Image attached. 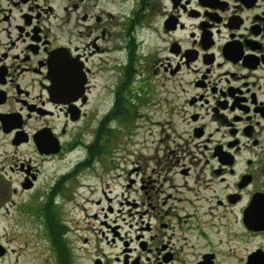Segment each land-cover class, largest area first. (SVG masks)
I'll use <instances>...</instances> for the list:
<instances>
[{"label": "flooded vegetation", "instance_id": "af4514ba", "mask_svg": "<svg viewBox=\"0 0 264 264\" xmlns=\"http://www.w3.org/2000/svg\"><path fill=\"white\" fill-rule=\"evenodd\" d=\"M120 3L119 25L98 0H0V220L23 236L0 264L30 222L42 264H264V0Z\"/></svg>", "mask_w": 264, "mask_h": 264}, {"label": "rangeland", "instance_id": "374dc122", "mask_svg": "<svg viewBox=\"0 0 264 264\" xmlns=\"http://www.w3.org/2000/svg\"><path fill=\"white\" fill-rule=\"evenodd\" d=\"M106 6L107 10H113L114 12V22L115 24L118 23L120 25V23H122L120 17H119V13L121 11V3L120 0H98V9H100V7ZM153 127V123L150 121H141L140 119L137 120L136 124L134 125V128L132 130V132L130 133V141L132 142H136V143H141L144 140H146V146L149 144V142L151 141V138H149V134L152 131V129H149ZM125 131V130H124ZM131 147L128 148L129 152L133 149H137L139 148L141 145L136 144V145H130ZM114 163L112 164V171H110V174L108 175V180L110 183V189L112 190L111 195H119V193L122 191L121 190V185L125 184V174L123 176L120 177L119 174H122V169L124 170L127 169V167L129 169H132L133 165L132 163L136 161V156H133L134 154H126V151H121V146H117L116 143L114 145ZM119 149V150H118ZM149 152H147L148 154ZM148 159V155L146 156ZM126 165H128L126 167ZM118 167V169H117ZM111 176H113V180H111ZM80 184H82V188H78L77 191V198L75 199V207L71 208V211L66 213V219L68 222H75L76 227H78V229H82L81 231V236H87L89 237V213H90V203L88 202V199H91L95 194H92V192H89L90 190V186L92 188H94L95 185V179L90 176V175H86L83 176L80 179ZM88 185V188L87 186ZM97 187H100V184H97ZM131 195H133L131 193ZM9 219H1L0 220V237L3 239H12V234L13 233H17L18 230L14 227V224L16 223L15 220H10ZM31 224V222H30ZM29 223H25L26 228L29 230L28 233V237L33 238L35 241L31 244H29L30 248L29 249H23L20 250L19 253L21 254L20 257L18 258V264H42V259H45V254L43 255V258L40 256V245L41 242L38 239V236L34 233V230L31 229ZM74 224V223H72ZM33 228V226H32ZM78 233H80V230L77 231ZM77 234V233H76ZM23 236H20L19 240L17 239V242H13V239L11 242V248H17L21 245L22 241L21 238ZM24 239V238H23ZM260 239V238H259ZM258 239L257 245H261L262 241ZM30 240V239H29ZM19 241V243H18ZM31 242V241H30ZM18 244V246H17ZM32 246H34L33 250H31ZM252 245H250L248 248H251ZM31 251H33V253H36L35 258L32 257L31 255ZM245 250L242 249V253H244ZM18 253V255H19ZM13 258H8V260H6L5 262H3L2 264H8L10 262H12ZM38 260V261H36ZM24 263H23V262ZM86 262V258L83 257L82 259V263L85 264ZM44 264V263H43Z\"/></svg>", "mask_w": 264, "mask_h": 264}]
</instances>
